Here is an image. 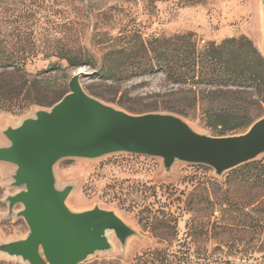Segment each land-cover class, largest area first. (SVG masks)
Listing matches in <instances>:
<instances>
[{
	"label": "rangeland",
	"instance_id": "1",
	"mask_svg": "<svg viewBox=\"0 0 264 264\" xmlns=\"http://www.w3.org/2000/svg\"><path fill=\"white\" fill-rule=\"evenodd\" d=\"M26 8L34 15L37 32L45 37L43 45L90 49L98 65L100 56L112 49L113 39L134 31L143 33L145 38L189 33L199 46L244 36L263 55L264 7L261 0H204L193 6H182L177 0H0L4 16L13 10L22 16ZM0 28L4 26L0 24ZM113 46L119 48L122 43L116 40ZM54 61H36L27 69L35 74ZM61 65L65 67L64 63ZM78 71L88 74L80 81L83 89L99 94L100 101L108 105L131 114L181 110L186 117L177 116L194 130L215 137L216 131L209 129L201 116L205 104L193 105L190 101L193 96L200 97L206 92L204 86L172 85L157 70L143 76L122 75L115 81H106L99 79L91 67L82 66L66 70L67 91L68 81ZM59 78L57 76L58 84ZM245 91L241 104H250L249 116L255 122L264 117V103H251L260 100L254 88ZM35 109L38 108L17 114L0 111V147L7 145L1 131L32 116ZM262 159L264 155L255 161ZM240 167L218 177L208 166L176 162L166 172L158 158L120 153L96 160L64 159L55 165L54 172L58 187L73 186L66 200L71 210L84 211L98 206L113 211L137 233L127 241L124 249L111 234L112 250L97 253L82 264L112 260L134 264V259L145 251L161 248L158 239L145 229L153 214L159 220H176V240L188 244L189 253L197 258L198 264H264V244L255 241L251 230L230 236L210 231L215 217L217 224L227 223L226 215L233 214L230 203L243 206L258 196L256 191H244L237 186L235 177ZM14 169L11 165L0 164L1 241L20 239L28 232L24 221L14 214L20 206L14 207V213L8 216L4 202L7 195L17 192L9 186ZM245 212L249 213L250 209ZM191 220L202 232L190 239L186 237V228ZM172 249L178 250L177 247ZM0 259L23 264L2 255Z\"/></svg>",
	"mask_w": 264,
	"mask_h": 264
},
{
	"label": "water",
	"instance_id": "2",
	"mask_svg": "<svg viewBox=\"0 0 264 264\" xmlns=\"http://www.w3.org/2000/svg\"><path fill=\"white\" fill-rule=\"evenodd\" d=\"M264 7V0H261ZM264 57V40H263ZM78 71L68 92L51 107L38 108L16 126L1 131L0 164L13 166L8 216L27 226L25 237L0 240V255L23 264H82L112 250L113 234L122 249L137 233L113 211L98 206L73 211L66 205L73 186L58 187L55 165L64 159L96 160L112 154L158 158L166 172L176 162L210 167L216 176L264 155V117L244 133L213 137L197 132L171 113L131 114L90 96Z\"/></svg>",
	"mask_w": 264,
	"mask_h": 264
},
{
	"label": "trees",
	"instance_id": "3",
	"mask_svg": "<svg viewBox=\"0 0 264 264\" xmlns=\"http://www.w3.org/2000/svg\"><path fill=\"white\" fill-rule=\"evenodd\" d=\"M203 1L177 0L182 6H193ZM33 19L29 8L23 11L22 16L16 15V10L4 16L0 10V24L4 26L0 28L2 112L17 114L29 108L51 107L68 92L66 70L82 66L91 67L99 79L106 81H115L122 75L143 76L157 70L172 85L204 86L206 92H202L200 97L193 96L190 101L193 105L205 104L206 108H201V116L206 126L216 131L215 137L242 134L254 123L249 116L250 104H241V97L246 94L247 88H254L260 97L258 102L251 103H264V57L247 37L229 38L220 43L207 42L199 46L189 33L145 38L139 31L128 32L113 39V44L119 40L122 46L114 48L112 44V49L100 56L98 65L90 49L43 45L45 37L37 32ZM50 59L55 61L35 74L27 69L36 61ZM57 76L60 77L59 84ZM88 94L101 100L95 92ZM171 113L186 117L181 110ZM235 181L244 191H256L258 196L243 206H238L237 202L230 203L233 214L226 215L229 218L227 223L217 224L215 217L210 231L230 236L251 230L255 241L263 245L264 159L241 166ZM245 209H250V212L244 213ZM145 229L158 239L162 247L145 251L134 259V264H198L197 258L189 253L188 244L176 240L175 219L159 220L153 214ZM186 230V237L190 239L202 232L194 220L189 222ZM190 243L193 244L192 241ZM173 247L178 250H173ZM0 264L20 263L0 259ZM92 264L120 262L112 260Z\"/></svg>",
	"mask_w": 264,
	"mask_h": 264
},
{
	"label": "bare ground",
	"instance_id": "4",
	"mask_svg": "<svg viewBox=\"0 0 264 264\" xmlns=\"http://www.w3.org/2000/svg\"><path fill=\"white\" fill-rule=\"evenodd\" d=\"M109 239L111 240V235H108Z\"/></svg>",
	"mask_w": 264,
	"mask_h": 264
}]
</instances>
